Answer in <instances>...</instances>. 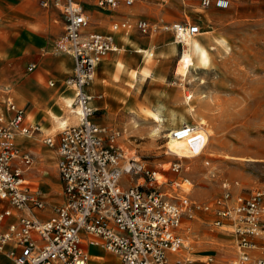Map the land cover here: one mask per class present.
<instances>
[{"label":"built area","instance_id":"obj_1","mask_svg":"<svg viewBox=\"0 0 264 264\" xmlns=\"http://www.w3.org/2000/svg\"><path fill=\"white\" fill-rule=\"evenodd\" d=\"M90 1L115 10L122 3L132 6L138 0ZM169 1L158 0L163 5ZM52 4L64 16L67 52L75 60L69 84L74 87V107L80 119L58 138L44 139L47 146L57 149L63 202L53 206L47 218L36 215L47 207L46 198L31 188L26 173L35 157L21 151L16 138L32 137L39 127L26 124L25 110L9 90L0 92V199L10 206L0 214V252L6 251L14 264H90L83 247L87 240L116 256L121 264H183L178 254L188 248L182 234L184 221L206 212L215 216L214 227H228L235 236L232 264H264V189L239 190L238 183L225 181L222 193L211 204H197L182 187L191 184L188 180L168 183L164 174L165 180H158L157 172L141 160L127 158L117 144L119 133L104 137L93 120L96 110L89 86L100 62L119 50L115 34L132 29L130 22L113 24L109 34L88 32L90 21L78 0H52ZM201 4L227 9L231 0H201ZM136 27L147 32L149 25L139 20ZM167 29L179 45L201 33L198 25L188 22H176ZM173 136L200 139L195 125H184ZM182 170V164H171L172 172ZM174 187L182 189L181 196L175 195Z\"/></svg>","mask_w":264,"mask_h":264},{"label":"rangeland","instance_id":"obj_2","mask_svg":"<svg viewBox=\"0 0 264 264\" xmlns=\"http://www.w3.org/2000/svg\"><path fill=\"white\" fill-rule=\"evenodd\" d=\"M136 6L138 7L130 10L133 14L139 10L136 18L128 21L133 27L131 31L151 35L152 39L167 34L169 39L174 41V35L167 29L168 26L176 22H188L200 27V38L207 39L213 36L228 45L214 50L211 63L205 68H194L187 81L182 80V64L179 57H173L164 62H157L159 59L157 58L150 64L163 79H150L139 87H136L133 80L131 82L133 89L136 87L133 95L138 102L137 110L141 113L143 108L149 106L148 102L154 106H166L178 113L184 112L186 96H193L191 102L195 106L197 120L191 118L189 124L197 125L200 117L207 120L205 128H201L204 148H200L196 141L184 140L180 143L184 147L182 151L185 149L184 152H168L166 146L170 140L162 137L170 133L168 118L165 119L167 123L164 122L162 138L153 141L148 134L155 124L152 120H142L143 118L139 116L141 119L139 128L143 133H132L130 130L125 132L120 128L121 114L117 112L113 113L114 116L118 115L117 118L114 117L110 124L100 126L104 137L112 132L119 133L117 144L124 148L126 154L129 153L141 160L150 170L164 174L168 183H183L184 180H188L191 184L183 185L189 187L190 198L197 204H211L222 193V183L225 181L238 183L239 190L264 189V0H231V5L227 9H220L215 5L203 8L201 0H170L166 5L159 3L158 0H145L137 2ZM159 9L161 13L158 12ZM205 14H209L211 18L207 19ZM139 20L148 22L147 32L137 29L136 23ZM111 24L112 22L108 23L109 29ZM93 26L91 21L89 27ZM30 28L35 31L42 30L38 26ZM47 43L48 40L40 39L31 32L12 38L0 31V84L12 86L15 95L14 92H11V95L16 97L18 103L15 82L23 83L28 75H31L29 69L43 55L67 52L65 31L52 46L48 47ZM152 47L156 46L152 43L147 48ZM48 58L52 63L55 60ZM69 64L73 75L71 61ZM7 66H12V69L6 68ZM45 70L56 76L60 84H66L67 77H70L68 74H61L58 67L52 64L46 65ZM33 80L31 76L26 80L27 89L24 93L28 101L25 106L34 98L32 89L39 94L35 85L36 80ZM46 82L48 85L55 84V80L50 77ZM40 103L39 108L43 109V104L41 101ZM124 116L129 119L127 114ZM72 125L75 124L70 123L68 126ZM62 131L48 136L55 137ZM172 163H181L183 170L180 173L172 172ZM191 166L193 168L189 169ZM56 179L55 183L60 186L58 177ZM129 180L130 178L124 180L125 185ZM133 181H136V178H133ZM164 189H169V186ZM175 189L176 187L175 195L181 196L182 189ZM60 192L61 186L58 193ZM214 220L215 216L212 213L197 212L193 221L185 219L184 228H196L197 241L208 236L218 238L221 236L220 228L214 227ZM185 237L188 240L186 235ZM187 247L182 252H190L189 244ZM2 254L6 255V251ZM190 254L196 261L183 264H232L235 251L232 255H227L217 248L216 250L200 248L191 251ZM111 257L107 255V258ZM202 259L208 261L201 262ZM90 264L121 263L115 258L99 261L92 256Z\"/></svg>","mask_w":264,"mask_h":264},{"label":"crops","instance_id":"obj_3","mask_svg":"<svg viewBox=\"0 0 264 264\" xmlns=\"http://www.w3.org/2000/svg\"><path fill=\"white\" fill-rule=\"evenodd\" d=\"M40 1L41 0H0V31L3 32L4 35H9L12 38L15 36L19 37L25 35L28 32H31L38 36L40 39L48 40V47L52 46L53 42H55L61 36L62 32L65 31L64 16L62 12L52 4V0H43L41 4ZM78 1L83 6L89 21L91 20L94 25L93 27L88 28V32L108 34L109 31H112L113 24L134 20L139 10H137L135 14H133L130 10L132 8L138 7L136 6L137 2H143L145 0L137 1L132 6H127L126 4L122 3L115 10L99 8L90 0ZM110 22H112V24L111 28L109 29L108 23ZM30 26H38L42 30H31ZM131 30H133V27L127 32L120 31L115 34V41L119 50L117 52L109 53L103 60L111 63L116 60H123L128 66L130 65L129 68L141 69V67L144 66V58L141 54L135 52V50L133 49L135 47H129L126 38H129L130 36H132L133 41L136 45H139L141 47H149L153 43L156 46L157 50L165 52L167 51V48H165V46L163 45L170 40L167 34H163L159 38L154 37V39H152L151 35L148 36L145 34H140L139 31ZM155 42H157L158 45H156ZM150 50H152V48ZM59 54L60 53L43 55L38 60V62L33 65L35 67L32 70L29 69V73H31V75H28L29 77L26 76L28 77L26 80H28L30 76L36 80L35 85L39 91V99L43 104V109L38 108L34 104V98L30 99L28 105L23 107L26 116L25 122L26 124L37 125L39 127V131L32 137L18 135L16 138V143L19 146L20 150L25 153H30L35 157V162L26 173V178L30 182L31 188L34 191H40L46 198L47 207L45 208V210L36 212V215L41 218H47L51 216L53 214V206L61 204L63 202L62 182L60 180L58 172V165L56 166V162L58 163L57 149L50 148L44 143V139L48 137V134H56L59 130H57L55 133H52L54 123L44 109L50 106L58 115H63L60 106L62 103V97L71 96L74 98L75 95L74 89L70 91L69 86H67L66 84L58 83L57 77L47 73L45 70L46 65L50 66L52 64L57 68L65 60L69 62V59L71 58L74 73V57L68 53L60 55ZM48 57L55 58V60H53V63ZM58 57L59 59H57ZM173 57L174 56H162L158 59L157 62H164L172 59ZM11 67L12 66H7L6 68L12 69ZM96 74L98 77L97 80H95L91 84V86H89V93L93 96L92 103H94L95 107L93 106V104L92 106L96 110V114L94 115L93 120L101 127L106 126L111 123L114 117L117 118V114L115 116L113 115V113L117 112L121 114L119 117L121 120L119 122L121 129H124L125 132L130 130V132L132 133L141 134L142 130L140 128H133L135 127L133 125L134 122L132 121L134 114L133 111L137 110L138 108L137 99L133 94L136 87L143 86L144 83L150 79L144 81L143 83H135L136 87L133 89V87L131 86L132 77L128 73L123 74L120 79L116 80L111 75L105 73L102 66H98ZM49 77L55 80L54 85L47 84L46 79ZM25 81H23V83ZM23 83L20 84L23 85ZM129 86H131V88H129ZM130 89H132V91ZM4 97L5 95L3 94V98ZM11 97L13 98V100L15 99L14 95H11ZM14 101L19 107L21 106L16 99ZM125 114L128 115L129 119L124 116ZM135 117L139 122L141 121L140 117ZM21 136L26 137L27 139H32L33 142L23 140V142L26 143L21 144L19 143V137ZM57 177L61 186L60 193H58L60 186L58 185V183H55L57 182ZM9 207L10 206L8 202L0 199V214ZM14 219V217L10 218L8 220V223L14 221ZM182 234L184 235V231H182ZM85 243L86 244H84V249L90 256V263L92 256L98 258L99 261H106L112 258H115L117 259V261H119L117 257L109 254L100 246L91 244L90 241H88V243ZM108 254L112 256L110 259L107 258ZM10 263L14 264L12 259L0 252V264Z\"/></svg>","mask_w":264,"mask_h":264},{"label":"bare ground","instance_id":"obj_4","mask_svg":"<svg viewBox=\"0 0 264 264\" xmlns=\"http://www.w3.org/2000/svg\"><path fill=\"white\" fill-rule=\"evenodd\" d=\"M159 13L160 9L158 10ZM168 15V13H166ZM205 17L207 19H210L211 16L209 14H205ZM111 31H109L110 33ZM213 32V31H212ZM108 33V34H109ZM213 35V34H212ZM201 33L196 36H191L187 37L185 39V43L183 45H179L175 39L170 40L164 44L165 48H167V51H159L157 50L156 47H152V50L150 48H142L139 45H136L135 42L133 41L132 36L129 38H126L127 43L130 48H133L135 52L140 53L143 58H144V66L141 67V69H131L129 66L126 64L125 61L123 60H116L113 63L111 62H106L105 60L101 61L100 64L98 65L99 67L102 66L104 69L105 73L108 75H111L115 79H119L123 74H130L133 80V83H143L144 81L151 79V80H158V79H163L160 77V75L157 73L156 70L152 69L150 67V64L155 61L157 58L160 57H166V56H174V57H179V60L182 64V80L187 81L189 75L192 73L194 68H205L207 67L212 60V52L214 50H217L218 47H227L226 42L218 39L216 37H209L207 39L200 38ZM70 54L69 52H65ZM71 61V58L69 59ZM139 68V67H138ZM58 70L60 71L61 74H68L71 76L72 73V68L65 60L59 67ZM126 76V75H124ZM33 78V77H32ZM97 74L94 78V81L97 80ZM34 79V78H33ZM63 80V79H59ZM35 81V79L33 80ZM93 81V82H94ZM66 84L69 86V90H73L74 87L69 84V78L66 79ZM15 85H17V92H18V99L19 103L23 106L26 105L28 99L25 97L24 90L27 89L26 86V81L23 83V85L20 84L19 81L15 82ZM5 87V88H3ZM10 85H0V92H6V90H10L11 92L13 91V88ZM3 88V89H2ZM32 94L34 95V104L39 108L41 105L39 94L37 95L36 90L32 89ZM53 92V91H51ZM15 95V92H14ZM193 96H186L184 100L185 104V110L184 112H176L173 109H169L166 106H154L153 103H149V106H146V108L142 109V112H139L138 110H134L133 114V119L132 121L135 124V127L133 128H139L140 124L139 121L136 119L135 116H140L143 119H150L152 120L155 124L151 128V130L148 132L149 136L153 139V141H158L160 138L164 137L169 139L170 141L168 142V145L166 148H168V152H175V153H180L184 152L183 146L180 144L182 141L187 140V139H175L173 136V132H175L178 127H182L184 125H190L189 124V119H196L197 117L195 115V109L191 102ZM16 99V97H15ZM74 98L73 97H62V103H61V109L63 112V115H58L50 106L46 107L44 110L47 112V115L53 120L54 123V128L52 129V133H55L57 130H64L70 123H74L75 125L79 123V116L77 109L74 107ZM94 106V103H92ZM95 107V106H94ZM132 114V113H131ZM130 114V115H131ZM168 118L170 122V129L168 130L170 133L167 135L163 134L162 136V129L164 128V122L165 119ZM199 123L195 126L198 127V134L200 136V139L197 140V145L200 146V148H204V138L202 135V129L205 128L207 125V120L203 117H200L198 119ZM34 122V121H32ZM191 122V120H190ZM167 123V122H165ZM168 126V125H167ZM167 128V127H166ZM176 128V129H175ZM174 129V130H173ZM162 136V137H161ZM127 137V136H126ZM128 138V137H127ZM126 138V139H127ZM19 143L24 144L26 142H23V140H28V142H33L32 139H27L26 137H19ZM20 145V144H19ZM38 153V151H37ZM40 155V154H39ZM127 158H135L129 153L126 154ZM49 158V157H48ZM46 159V158H44ZM136 159V158H135ZM44 162V161H43ZM181 164V163H180ZM193 167L191 166L189 169H192ZM156 176L158 180L162 181V174L161 173H156ZM182 187L185 190H188V186L182 185ZM176 190V189H175ZM190 191V189L188 190ZM191 192V191H190ZM193 221V220H192ZM185 224V223H184ZM183 224V228H184ZM197 227V226H196ZM185 229V228H184ZM184 231V234L188 237V240H186V246L189 244V249L191 251H195L197 249H215L216 248L224 254H233L235 251V236L228 230V227H224L220 229V234L218 238H214L212 236H208L206 238H202V240L197 241V231H195L196 228L191 229L186 228ZM198 229V228H197ZM213 232V229L211 233ZM87 242V241H86ZM88 243V242H87ZM86 244V243H85ZM84 247V246H83ZM91 247V246H90ZM190 252H180L178 254V257L184 261V263H190V262H195L196 260L193 258V255L190 254ZM88 253V252H87ZM89 255V254H88ZM90 258V256H89ZM178 258V259H179ZM98 259V258H96ZM208 259H202L201 262H207Z\"/></svg>","mask_w":264,"mask_h":264}]
</instances>
